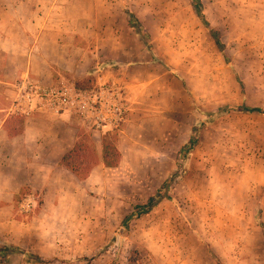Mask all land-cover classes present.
I'll return each instance as SVG.
<instances>
[{
  "label": "rangeland",
  "instance_id": "obj_1",
  "mask_svg": "<svg viewBox=\"0 0 264 264\" xmlns=\"http://www.w3.org/2000/svg\"><path fill=\"white\" fill-rule=\"evenodd\" d=\"M201 2L223 52L188 0L104 5L90 22L101 32L95 37L100 68L127 72V79L103 81L88 71L93 90L114 86L127 97L125 122L110 132L118 136L121 162L116 168L99 163L84 181L58 178L46 194L34 193L28 213L21 212L19 192L8 204L15 242L3 236L0 218L1 241L47 264H217L213 255L221 264H264V115L217 116L224 106L264 109V0ZM5 3L0 0V13ZM127 13L143 27L140 36ZM87 73L65 74L55 85L75 87ZM7 88L0 82V96ZM73 127L100 157L101 135L76 118ZM194 138L193 150L180 155ZM172 175L169 199L125 228L132 207L145 204ZM8 193L0 179V209Z\"/></svg>",
  "mask_w": 264,
  "mask_h": 264
},
{
  "label": "crops",
  "instance_id": "obj_2",
  "mask_svg": "<svg viewBox=\"0 0 264 264\" xmlns=\"http://www.w3.org/2000/svg\"><path fill=\"white\" fill-rule=\"evenodd\" d=\"M114 4V0H6L1 10L0 57L5 77L0 82L9 88L5 96H0V106L5 102L0 107V179L5 181L9 193L4 200L7 205L0 209V218L6 229L3 236L13 242L16 224L8 204L20 191L27 192L22 204L38 191L46 194L60 177L76 178L59 163L79 138L72 116L50 111L21 115L25 118L23 133L9 137L4 123L15 114L16 89L26 79L41 87H51L58 77H84L90 68L103 81L110 76L117 81L126 80L127 72L101 70V47L95 38L101 32L91 29L90 23L102 14L104 5ZM81 21L88 27L79 28Z\"/></svg>",
  "mask_w": 264,
  "mask_h": 264
},
{
  "label": "trees",
  "instance_id": "obj_3",
  "mask_svg": "<svg viewBox=\"0 0 264 264\" xmlns=\"http://www.w3.org/2000/svg\"><path fill=\"white\" fill-rule=\"evenodd\" d=\"M190 6L193 9L198 20L201 22L203 27L209 32V35L214 40L217 48L220 52L224 51V45L221 42L219 33L210 25L204 14L203 4L201 0H188ZM128 16V26L134 29L137 35H141L143 27L141 26L138 19L130 13ZM146 37V36H144ZM149 49V48H148ZM93 71H89L87 76L83 80H76L75 88L79 91H91L94 89L93 80L90 77ZM231 113L240 114H257L264 115V109L258 107L249 106H224L219 109L217 116L229 115ZM214 114H209L213 117ZM25 124V118L19 114L11 115L9 119L7 118L4 127L7 131L9 137H17L23 133ZM88 137L79 136L77 141L74 143L73 147L67 151L60 160L59 166L70 172L79 181L86 180L92 170L99 164L102 163L106 168H116L119 166L122 156L117 147L118 136L116 133H107L101 137V152L100 157L88 143ZM197 144V139H191L189 143L181 148L180 155H187L193 150ZM175 178L172 175L168 180H166L162 187L156 192V194L151 197L145 204L134 205L132 211L124 218L122 225L125 228L129 227L132 221L138 220L140 217L148 214L154 208H156L164 200H168V192L170 190V184ZM21 192V191H20ZM24 192H21L22 200ZM18 198L15 196L14 201ZM213 259L217 264H221L219 259L213 255ZM48 261L42 260L38 255L27 252L24 249L13 245L12 243L4 242L0 240V264H47Z\"/></svg>",
  "mask_w": 264,
  "mask_h": 264
},
{
  "label": "built area",
  "instance_id": "obj_4",
  "mask_svg": "<svg viewBox=\"0 0 264 264\" xmlns=\"http://www.w3.org/2000/svg\"><path fill=\"white\" fill-rule=\"evenodd\" d=\"M14 113L29 116L34 111H50L56 115L67 113L76 118L82 127L104 134L118 131L128 112L127 97L121 88L101 85L96 90L79 91L61 83L41 87L26 79L17 88ZM35 199L25 198L21 211L30 212Z\"/></svg>",
  "mask_w": 264,
  "mask_h": 264
}]
</instances>
